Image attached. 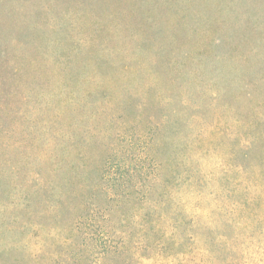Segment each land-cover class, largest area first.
Here are the masks:
<instances>
[{"label": "trees", "instance_id": "1", "mask_svg": "<svg viewBox=\"0 0 264 264\" xmlns=\"http://www.w3.org/2000/svg\"><path fill=\"white\" fill-rule=\"evenodd\" d=\"M40 1L0 0V87L3 93L7 92V95L0 96V114L6 110L11 97H20L11 93L17 77H23L28 66L38 68L37 59H30L26 65L28 55L25 50L31 44L37 49L42 48L37 36L45 23L28 22L32 18L29 6ZM59 20L54 15L53 21L48 23L49 32L44 37L53 45L50 53L57 63L83 66L81 59H89L92 49L100 48L102 54L108 50L106 46L93 47L97 38L93 36H89L85 46L81 45L71 34L72 18L68 17L65 27ZM12 26L15 28L9 31ZM203 39L207 38L203 37V45H198L200 53H211L208 58L217 64L231 59V53L237 49L230 43L225 45L226 50L213 47L212 43ZM215 50L222 51L214 55ZM118 52L122 53L124 63L117 68H113V61H101L102 55L97 57V63L86 60L85 65L94 70V75L87 77L99 84L92 85L81 98H77L74 92L72 97L64 93L67 90L74 91L71 81H67L60 91L56 108L65 109L62 112L64 114L68 106L73 111H92L90 107H96L95 116L98 118L103 114V105H111L109 101L114 97L112 95L108 100L107 95L103 94L97 105L90 102L91 97L103 88V84L110 88L125 87L126 83L119 78L131 77L136 85V80L143 79L144 86L150 89L153 83L161 82L165 67H170L169 64L177 67L174 58L173 62L166 61L163 49L155 51L152 57L144 49L123 47ZM261 53H264V45L254 50L258 58H261ZM189 58L191 52L186 51L185 63ZM116 70L119 71L118 77L113 73ZM60 72L67 71L61 69ZM102 74L105 80L100 79ZM259 85L264 86V72L257 77V81L251 76L241 87L246 102L250 104L251 114L233 118V124H230L231 118L220 110L211 116V121L200 116L205 133L197 141L180 143L164 142L166 126L156 127L154 117L148 118L146 115L150 104L143 102L145 108L139 109V103L131 100L127 107L117 111L121 120H116L117 126L108 130L112 135L110 142L109 134L106 140L103 139L107 134L104 128L98 129V126L92 125L89 129L92 140L103 145L97 150L105 147L99 152L103 155L100 159H87V153L83 151H74L72 154L65 150L70 144L64 132L47 142L42 140L43 133L34 130L38 128L26 117L23 118V112L14 113L13 110L7 124L0 123V136L3 135L5 139V142H0V264L166 262L180 258L192 241L211 243L213 224L209 221L217 222L222 231L227 227L228 220L223 223L220 219L215 221L210 218L212 212L214 216L216 212L220 215L228 213L226 203L223 201L221 205L222 197L227 201H235L234 198L239 195L244 205L247 202L242 193L246 188L254 186L259 189L264 184V102L260 103L257 99ZM19 88L26 91L23 85L14 91ZM116 95L121 96L117 90ZM215 96L216 104L222 94L217 93ZM129 108L135 110L134 117L128 116ZM226 109L231 110L232 107L228 105ZM85 118L87 116L78 123L81 132L86 129ZM90 119H93V115ZM23 120L29 123L30 129ZM130 124L141 127L143 133L131 131ZM173 129L184 139L175 125ZM124 136L130 141L122 145ZM115 137L121 138L118 143H113ZM148 137H154L152 143L137 142L139 138ZM158 139L160 143L156 142ZM68 141H71L70 137ZM126 145L136 146L138 154L143 150L146 152L142 156H127L121 149ZM153 148L155 155L150 157L149 152ZM18 149L21 150L20 161H16L12 155V151ZM169 150L182 154V157H162V153ZM121 152L122 157L118 159ZM28 162L33 164L31 169H28ZM207 164L215 169L210 177L202 174L207 170ZM5 169L11 173L14 191L1 188L6 179ZM184 173L186 179L181 181L195 185L200 196L205 185H211L212 192L209 195L217 205L215 209H210L209 220L205 216H191L179 210L170 197L169 186L175 184ZM256 194L259 203L261 199ZM42 229L48 230L44 236L39 235ZM34 239L36 246L29 252Z\"/></svg>", "mask_w": 264, "mask_h": 264}, {"label": "rangeland", "instance_id": "2", "mask_svg": "<svg viewBox=\"0 0 264 264\" xmlns=\"http://www.w3.org/2000/svg\"><path fill=\"white\" fill-rule=\"evenodd\" d=\"M53 1L55 5L50 8ZM15 6L17 7V4ZM29 9L32 18L28 22L45 23L37 36L38 41L35 40L42 48L37 49L31 44L25 50L28 55L26 65L30 63V59H37L38 68L28 66L24 76H18L13 82L11 93L20 97L18 99L11 97L6 110L0 114L4 116V118L0 117V123L4 125L13 114V110L14 113L23 112V118L26 117L38 128L34 130L43 133L42 140L47 142L57 137L60 132H64L67 143L70 144L65 150L72 154L74 151H83L87 153L85 155L87 159H100L103 155L99 152L105 150V147L97 150L103 145L92 140L89 129L92 125L98 126V129L104 128L107 134L103 139L106 140L108 130L117 126V121L121 120L117 111L127 107L131 100L139 103V109L145 108L143 102L150 104L146 115L148 118L154 117L157 122L156 127L166 126L164 142L197 141L205 133L200 116L211 121V116L216 114V110L222 111L226 117L231 118L230 124L234 123L233 118L240 115L245 117L252 113L241 87L251 76L257 81V77L264 72V53H261V58L254 55V50L264 45V0H41L38 4L29 6ZM7 11L10 10L7 8ZM54 15H57L63 27L67 25L68 17L72 18L71 34L75 35L81 45L85 46V41L89 36H93L97 37L93 47L106 46L108 50L102 54L100 48L92 49L89 59H81L83 66L57 63L50 53L53 45L48 39H44L49 32L48 23L53 21ZM14 28L10 27L9 31ZM203 37H206L207 39L203 40L212 43L213 47L225 49V45L230 43L233 47L237 46V49L231 53V59L214 63L215 60L208 58L211 53L207 55L200 53L198 45H203L201 42ZM123 47L144 49V52L148 50L150 57L155 56L154 52L158 49H163L166 61L173 62L174 58L177 67L172 64H169L170 67H165L161 82L153 83L150 89L144 86L143 79L138 81L135 79L136 85L132 82L134 78L131 77L119 78L126 83L125 87L110 88L103 84V88L91 97L90 102L97 105L103 94L107 95L108 100L110 96L114 97L109 101L111 105H103V114L98 118L95 116L96 107H93L94 109L90 107L92 111L75 109L73 111L68 106L64 114L62 112L65 109L56 108L57 101L60 100V91L66 86L67 81H71V88L74 91L67 90L64 93L72 97L74 92L77 98H81L84 91L92 85L99 84L87 77L94 75V70L85 65L86 60L97 63V57L102 55L101 61L106 63L113 61V68H117L119 64L124 63L122 53L118 52ZM186 51L191 52V58L185 63ZM221 51L215 50L213 54H219ZM61 69H66L67 72L61 73ZM113 73L119 76L118 70ZM100 79L105 80L103 74ZM19 85L25 86L26 91L19 88L15 92ZM259 86L257 99L262 103L264 86ZM116 90L121 94L120 97L116 95ZM217 93H221L222 96L215 104L216 96H213ZM1 95H7V92L3 93L0 87ZM228 105L232 107L231 110L226 109ZM127 111L130 118L136 115L133 108ZM85 116H87L84 120L86 129L81 132L78 123ZM126 119L124 120L127 121ZM163 119L165 121H162ZM23 123H26L24 125L30 129L27 121L23 120ZM130 125L134 133H143L141 127ZM174 125L184 139L176 134ZM68 137L71 141H68ZM120 139L115 137L112 142L118 143ZM111 140L112 135L109 134L108 141ZM153 140L154 137L139 138L137 142L152 143ZM129 141L130 139L124 136L121 144ZM0 142H5L3 135L0 136ZM156 142L160 143V139ZM121 149L125 155L131 157L133 154L142 156V153L146 152L143 150L138 154L136 153L138 148L131 145L123 146ZM153 150L154 148L149 152L150 157L155 155ZM122 154L121 152L117 158L120 159ZM12 155L16 161L22 159L20 149L12 151ZM162 157H182V154L169 150L163 152ZM32 166L33 164L28 162V169ZM205 168L207 170L202 174L210 177L215 169L209 164ZM5 172L6 179L1 188L14 191L15 186L9 169H5ZM181 175V178L168 188L174 204L179 210H184L191 216L202 215L209 220L210 209H215L217 205L209 195L212 192L211 185H205L200 196L196 192L195 185L181 181L186 179L185 173ZM256 193L261 199L259 203ZM242 194L246 204L240 202L239 195L234 198L235 201H227L222 197L221 205L223 201L226 203L228 213L220 215L221 213L216 212L214 216L212 212L210 216L212 220L220 219L219 221L223 223L228 220L226 232L221 230L217 222L209 221L213 224L212 244L192 241L186 252L177 260L145 261V264H264V184L259 189H255L254 186L246 188ZM16 197L19 199L18 196ZM47 232L48 230L42 229L39 235L44 236ZM35 246L36 239L31 242V249L28 251L32 252Z\"/></svg>", "mask_w": 264, "mask_h": 264}]
</instances>
